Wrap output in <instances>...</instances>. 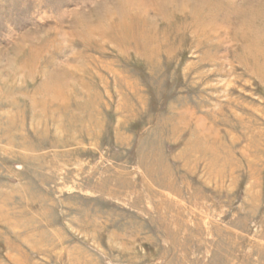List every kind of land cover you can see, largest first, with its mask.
<instances>
[{"label":"rangeland","instance_id":"374dc122","mask_svg":"<svg viewBox=\"0 0 264 264\" xmlns=\"http://www.w3.org/2000/svg\"><path fill=\"white\" fill-rule=\"evenodd\" d=\"M0 264H264V0H0Z\"/></svg>","mask_w":264,"mask_h":264},{"label":"bare ground","instance_id":"6f19581e","mask_svg":"<svg viewBox=\"0 0 264 264\" xmlns=\"http://www.w3.org/2000/svg\"><path fill=\"white\" fill-rule=\"evenodd\" d=\"M138 5V4H137Z\"/></svg>","mask_w":264,"mask_h":264}]
</instances>
